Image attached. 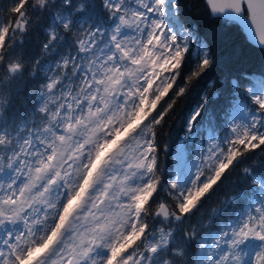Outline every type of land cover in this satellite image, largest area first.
Masks as SVG:
<instances>
[{
	"label": "snow or ice",
	"instance_id": "6c2138e0",
	"mask_svg": "<svg viewBox=\"0 0 264 264\" xmlns=\"http://www.w3.org/2000/svg\"><path fill=\"white\" fill-rule=\"evenodd\" d=\"M202 4L0 0V264H264V0Z\"/></svg>",
	"mask_w": 264,
	"mask_h": 264
},
{
	"label": "trees",
	"instance_id": "16d2710c",
	"mask_svg": "<svg viewBox=\"0 0 264 264\" xmlns=\"http://www.w3.org/2000/svg\"><path fill=\"white\" fill-rule=\"evenodd\" d=\"M199 2L200 7L194 9L192 11V15L202 25L203 31L207 32L210 29L215 30L218 26L215 23L209 24L207 22V18L203 12L202 0H199ZM216 43H220V41L214 40V44ZM239 48V52L235 53L227 46V41L221 44V50L224 58L232 56L240 61V65L242 67L251 71H259L261 67H264V51H262L258 46L249 44L247 46L240 45ZM194 99V97H186L178 101V105L175 108L172 119L169 120V126L172 128L173 136H175L179 130L183 121V115L189 104H191Z\"/></svg>",
	"mask_w": 264,
	"mask_h": 264
}]
</instances>
